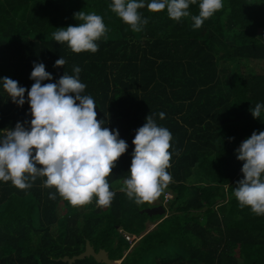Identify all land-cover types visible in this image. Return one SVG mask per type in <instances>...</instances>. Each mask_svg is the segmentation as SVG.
<instances>
[{"label": "trees", "instance_id": "trees-1", "mask_svg": "<svg viewBox=\"0 0 264 264\" xmlns=\"http://www.w3.org/2000/svg\"><path fill=\"white\" fill-rule=\"evenodd\" d=\"M199 2L190 4V15L199 14ZM111 3L0 0V138L18 122L30 129L32 119L27 91L18 106L2 79L30 90L34 63H43L53 79L42 84L80 67L82 94L94 99L97 119L128 144L107 177L115 192L108 207H97L96 197L73 207L43 186L46 177L25 190L0 181V264H69L62 258L83 253L87 241L120 264H264V215L241 209L233 195L244 163L236 150L254 131H264V111L259 118L250 111L264 104V72L252 67L264 62V0H223L199 29L190 17L177 22L166 9L145 7L138 9L148 20L140 32L113 13ZM79 11L103 17L107 31L95 53H73L52 36L77 26ZM61 57L64 66L54 67ZM148 115L172 134V180L161 193L162 201L172 193L167 217L142 213L155 205H137L119 190L130 175L135 132ZM120 230L142 238L131 248Z\"/></svg>", "mask_w": 264, "mask_h": 264}, {"label": "clouds", "instance_id": "clouds-1", "mask_svg": "<svg viewBox=\"0 0 264 264\" xmlns=\"http://www.w3.org/2000/svg\"><path fill=\"white\" fill-rule=\"evenodd\" d=\"M197 0H112L110 10L133 32H140L148 20L142 19L138 9L158 13L166 9L171 20L190 17L192 27L199 29L223 8V0H200L199 14L190 15V4ZM80 23L58 28L54 40L66 43L73 53L98 51V41L107 31L103 17L95 12L74 13ZM61 57L54 67H63ZM75 75L66 73L55 83L42 84L53 77L43 63H34L30 79L35 81L30 90L4 77L3 89L18 106L25 103L27 91L30 105V129L17 123L14 129L3 130L0 138V181L9 182L20 190L32 187L38 177H46L43 186L55 188L60 197L73 207L90 204L96 197L97 207L110 206L115 192L110 190L107 177L128 144L119 138L118 130L102 127L97 119L96 105L90 95L82 94L86 85L80 82L81 68H73ZM254 118L264 111L257 103L250 109ZM165 114L159 113L163 119ZM172 134L156 124L148 115L135 132L129 177L119 189L137 205L155 201L171 182L170 167ZM243 161V178L237 181L233 195L241 209L249 207L256 215H264V131L242 141L236 150ZM55 199L54 193L49 194ZM169 201V200H168Z\"/></svg>", "mask_w": 264, "mask_h": 264}, {"label": "water", "instance_id": "water-1", "mask_svg": "<svg viewBox=\"0 0 264 264\" xmlns=\"http://www.w3.org/2000/svg\"><path fill=\"white\" fill-rule=\"evenodd\" d=\"M142 213H146L149 216H162L165 215L166 209L164 206L160 205L152 208H146L142 210ZM86 258H94L95 261L103 264H120L119 262L110 259L109 253L105 249L96 251L90 241L86 242V248L83 253L73 257L65 256L62 260L69 264H74L76 261L84 260Z\"/></svg>", "mask_w": 264, "mask_h": 264}, {"label": "rangeland", "instance_id": "rangeland-1", "mask_svg": "<svg viewBox=\"0 0 264 264\" xmlns=\"http://www.w3.org/2000/svg\"><path fill=\"white\" fill-rule=\"evenodd\" d=\"M252 67H253V69H254L255 71H258L259 73H260V72H264V62H256V63H253V64H252ZM121 185H123V183H122ZM164 194H165V195L167 194V195L169 196V198L172 199V193H171V192L167 191V192H165ZM162 202H163V201H162V199H161V195H160V196L154 201V205H159V204L162 203ZM164 202H165V200H164ZM163 205H164L165 207L168 206V204H165V203H163ZM154 227H155V225L150 224V225H149V229H150L149 231H151ZM134 245H136V244H134ZM134 245H131V248H132Z\"/></svg>", "mask_w": 264, "mask_h": 264}, {"label": "built area", "instance_id": "built-area-1", "mask_svg": "<svg viewBox=\"0 0 264 264\" xmlns=\"http://www.w3.org/2000/svg\"><path fill=\"white\" fill-rule=\"evenodd\" d=\"M164 200L168 201L170 200L169 196L166 194L164 196ZM120 234L124 237L126 241H128L131 245L136 244L142 237H138L136 235L130 234L126 231L120 230Z\"/></svg>", "mask_w": 264, "mask_h": 264}, {"label": "crops", "instance_id": "crops-1", "mask_svg": "<svg viewBox=\"0 0 264 264\" xmlns=\"http://www.w3.org/2000/svg\"><path fill=\"white\" fill-rule=\"evenodd\" d=\"M163 203L168 204V201L165 200V202L163 201ZM152 204H154V201L152 202ZM156 206H160V204H159V205H155L154 207H156ZM162 206H164V205H162ZM164 207H165V206H164ZM165 209H166L165 216L167 217V216H168V213H169V212H168V208L165 207ZM166 217H165V218H166ZM149 230H150V229H149Z\"/></svg>", "mask_w": 264, "mask_h": 264}]
</instances>
